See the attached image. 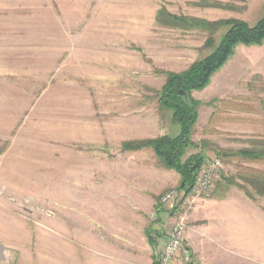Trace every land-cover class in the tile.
Segmentation results:
<instances>
[{
	"label": "rangeland",
	"instance_id": "374dc122",
	"mask_svg": "<svg viewBox=\"0 0 264 264\" xmlns=\"http://www.w3.org/2000/svg\"><path fill=\"white\" fill-rule=\"evenodd\" d=\"M263 13L264 0H0V264H153L184 213L195 264H264L263 225L239 232L255 251L225 250L217 233L231 210L216 200L243 194L223 177L255 170L216 152L257 149L264 138V43L237 46L205 88L188 93L198 103L192 140L204 151L196 176L220 162L207 195L186 204L191 189L150 148L125 149L177 134L159 104L166 74L208 56L223 34L162 14L252 26ZM234 181L264 212V189ZM170 190L182 201L158 208Z\"/></svg>",
	"mask_w": 264,
	"mask_h": 264
},
{
	"label": "trees",
	"instance_id": "16d2710c",
	"mask_svg": "<svg viewBox=\"0 0 264 264\" xmlns=\"http://www.w3.org/2000/svg\"><path fill=\"white\" fill-rule=\"evenodd\" d=\"M162 15L170 20L169 23L176 24V26L184 29H198L211 33L221 29L223 31L208 56L195 61L183 73L166 74V83L159 94V104L162 108L171 112L172 121L177 125V134L175 136L164 135L157 139L125 145V149L128 151L150 148L162 168L173 170L180 176L179 187L181 190L189 192L204 160V151L199 144L194 143L192 140L194 125L198 119V103L189 99L188 93L205 88L211 76L234 55L237 46H261L264 43V13L252 26L235 19L210 23L200 19H189L169 14ZM212 43V38H208L207 45L211 46ZM180 91H183L184 95H180ZM188 99L189 101H187ZM259 143L256 142V144ZM203 144L205 147L207 146V144ZM260 144L264 146V142ZM187 150L194 153L183 160ZM216 154L221 159H234L238 161L237 164L245 161L249 163L264 161V147L262 150H258L253 145L250 149H241L235 152L218 150ZM234 179H239L258 191L261 188L264 189V173L244 169L243 174L222 178L227 186L239 187L249 199L255 200L244 186L235 182ZM147 231V234H149L150 231L154 232L155 230L149 226ZM148 242L150 245L154 243L151 237Z\"/></svg>",
	"mask_w": 264,
	"mask_h": 264
},
{
	"label": "built area",
	"instance_id": "2783aa9c",
	"mask_svg": "<svg viewBox=\"0 0 264 264\" xmlns=\"http://www.w3.org/2000/svg\"><path fill=\"white\" fill-rule=\"evenodd\" d=\"M219 169V161H206L191 188L192 193L190 200L189 198L184 199L186 200V204L190 205L194 200L204 197L211 191L213 183L217 179ZM183 197L184 196L181 197L176 190H170L161 196L157 204L158 208L164 209L167 208L168 205H172L170 206L172 208L174 206L173 202L179 203L182 201L181 199H183ZM176 206L177 204L174 207ZM152 217H155V214H152ZM186 230V213L177 214L167 228L165 242L156 255L153 264H176V262L179 264H195L189 246L186 243Z\"/></svg>",
	"mask_w": 264,
	"mask_h": 264
},
{
	"label": "crops",
	"instance_id": "0c3cea01",
	"mask_svg": "<svg viewBox=\"0 0 264 264\" xmlns=\"http://www.w3.org/2000/svg\"><path fill=\"white\" fill-rule=\"evenodd\" d=\"M258 63L261 62L257 61L254 65L257 69L259 68L260 70L262 67H260ZM256 64L258 65L256 66ZM257 141H261L260 143H262L264 142V138L258 137ZM260 143L257 144L258 150H262L264 147ZM259 163H264V161L253 163V165H251L250 167L255 170H261L259 166H257V164ZM216 200L223 203H229L227 207L229 208V210H231V212H227L224 214L225 219L227 220L229 225L226 232L224 234L216 232L220 236L221 241L224 242L226 246L225 250L231 251L235 255H239L246 249L247 251H253L255 247L252 245H254L253 241L255 239L249 236L247 238H243L242 234H240L239 232L242 227H246L249 231L256 230L258 226L263 225L264 227V212L260 211L258 208L253 209V202H256L257 200L255 201L249 199L244 193L239 195L228 194ZM210 201H215V199ZM243 214H245L246 218H248L247 221L244 219L245 217ZM241 220H243L244 222Z\"/></svg>",
	"mask_w": 264,
	"mask_h": 264
},
{
	"label": "water",
	"instance_id": "95a60500",
	"mask_svg": "<svg viewBox=\"0 0 264 264\" xmlns=\"http://www.w3.org/2000/svg\"><path fill=\"white\" fill-rule=\"evenodd\" d=\"M179 94H180V95H184V92H183V91H180Z\"/></svg>",
	"mask_w": 264,
	"mask_h": 264
}]
</instances>
